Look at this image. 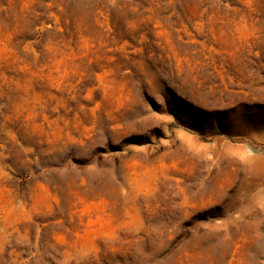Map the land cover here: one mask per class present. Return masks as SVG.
Returning a JSON list of instances; mask_svg holds the SVG:
<instances>
[{
    "label": "rangeland",
    "instance_id": "rangeland-1",
    "mask_svg": "<svg viewBox=\"0 0 264 264\" xmlns=\"http://www.w3.org/2000/svg\"><path fill=\"white\" fill-rule=\"evenodd\" d=\"M0 264H264V0H0Z\"/></svg>",
    "mask_w": 264,
    "mask_h": 264
}]
</instances>
